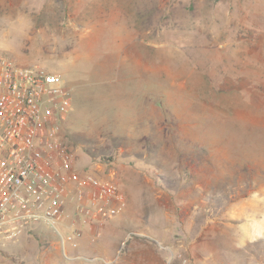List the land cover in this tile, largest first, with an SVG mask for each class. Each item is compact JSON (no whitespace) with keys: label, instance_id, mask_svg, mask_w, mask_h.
<instances>
[{"label":"rangeland","instance_id":"1","mask_svg":"<svg viewBox=\"0 0 264 264\" xmlns=\"http://www.w3.org/2000/svg\"><path fill=\"white\" fill-rule=\"evenodd\" d=\"M0 54L60 76L75 171L125 198L101 227L108 255L85 230L65 259L40 223L0 243V264H135L120 261L131 239L154 248L134 235L152 200L176 239L201 233L202 264H264V241L230 243L232 225L264 231V0H0Z\"/></svg>","mask_w":264,"mask_h":264},{"label":"built area","instance_id":"2","mask_svg":"<svg viewBox=\"0 0 264 264\" xmlns=\"http://www.w3.org/2000/svg\"><path fill=\"white\" fill-rule=\"evenodd\" d=\"M69 107L60 76L15 65L0 54V243L41 223L55 232L62 256L69 259L67 249L79 248L85 230L101 229L124 210L125 198L114 183L75 171L59 137ZM168 264L193 262L176 250Z\"/></svg>","mask_w":264,"mask_h":264},{"label":"crops","instance_id":"3","mask_svg":"<svg viewBox=\"0 0 264 264\" xmlns=\"http://www.w3.org/2000/svg\"><path fill=\"white\" fill-rule=\"evenodd\" d=\"M34 24L32 25V30ZM39 31V30H36ZM150 111L152 114L155 113V106L154 103L149 106ZM159 200H152L149 206H147L145 209V212L143 213V219L141 221V226L144 229L143 235H146L150 237L151 239H154L164 245H167L170 247L173 251H164L159 249L154 245V248H151V246L147 245L143 241L137 240V239H131L128 241V245L125 249V252L123 253V257L121 259V263L123 261H127V258L133 254V256L136 257V263L135 264H168V261L170 259V256L173 255V252L176 250L182 251L184 254L188 255L191 254L193 256V259L195 263L200 262V258H196L197 255L201 256L202 252L206 250V247L208 246V243L205 239H203L201 236V233L199 235L191 236V234L188 233L190 231L189 228L193 226V220L188 222L189 228H187V225H184V230L188 234H184V237H181V239H176L178 234V228L174 221H171L170 217L167 215H162L160 222L155 223V216L156 213L151 211L150 208L154 206ZM152 204V206H151ZM161 204V203H160ZM125 209V208H124ZM124 212V210L122 211ZM121 212V213H122ZM120 213V214H121ZM248 213V212H247ZM249 216L250 214H246L245 216ZM118 216V215H117ZM169 217V219H168ZM115 218V217H114ZM112 218V219H114ZM110 219V220H112ZM264 228V221L260 222ZM116 228H119L116 226ZM116 228H112V235L114 237V234L117 232ZM233 232L242 234L241 236L236 235L235 238L231 240V247L232 248H244L251 243H259L261 241H264V231H261L259 234L260 236L255 237V230L251 228L249 225L245 224L242 226H231L230 227ZM104 227L101 229H98L96 240L98 247L104 250L105 255H108L109 252V246L107 244L100 241L102 231ZM188 230V231H187ZM181 232V229L179 230ZM189 235V236H188ZM118 239L116 240V242ZM121 241V240H120ZM114 242V244L116 243ZM181 242L182 246L178 245V243ZM113 244V245H114ZM112 245V246H113ZM112 248V247H111ZM110 248V249H111ZM195 257V258H194ZM192 261V262H194ZM201 263V262H200ZM110 264H118L117 260ZM128 264V263H127ZM133 264V263H131ZM202 264V263H201Z\"/></svg>","mask_w":264,"mask_h":264}]
</instances>
